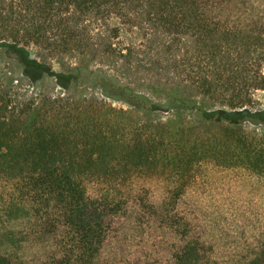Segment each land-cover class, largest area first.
<instances>
[{
	"label": "trees",
	"instance_id": "obj_1",
	"mask_svg": "<svg viewBox=\"0 0 264 264\" xmlns=\"http://www.w3.org/2000/svg\"><path fill=\"white\" fill-rule=\"evenodd\" d=\"M263 66L264 0H0V264H264Z\"/></svg>",
	"mask_w": 264,
	"mask_h": 264
},
{
	"label": "rangeland",
	"instance_id": "obj_2",
	"mask_svg": "<svg viewBox=\"0 0 264 264\" xmlns=\"http://www.w3.org/2000/svg\"><path fill=\"white\" fill-rule=\"evenodd\" d=\"M113 23V22H112ZM72 61V60H71ZM52 64H53V67L58 69V65H57V62L55 60H51ZM13 67H14V73H13V77L14 78H17L19 75H20V70H19V67L16 66L14 63H13ZM263 71H264V66H263ZM24 83L28 85V81H26L25 79H23ZM42 86V88L46 91H48L49 93H56L57 91L59 90H62L61 87H59L56 83H55V80L51 77H45L40 83H38V86ZM32 87V86H30ZM71 90L74 91V92H86L88 91L89 89L84 86L83 82L79 83V84H72L71 85ZM254 99H255V102L253 104V108L254 109H263L264 110V89L262 90H258L254 93ZM113 105H121L120 103H117V102H113ZM220 107L218 104L211 107V109H216ZM245 125V124H244ZM247 127L251 130H256L258 131L259 133L260 132H263V129L261 128V126H256V125H252V124H247ZM203 130L206 129V126H202Z\"/></svg>",
	"mask_w": 264,
	"mask_h": 264
}]
</instances>
